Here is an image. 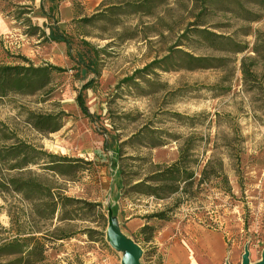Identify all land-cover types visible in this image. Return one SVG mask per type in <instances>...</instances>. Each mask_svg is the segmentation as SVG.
I'll list each match as a JSON object with an SVG mask.
<instances>
[{"label": "rangeland", "instance_id": "374dc122", "mask_svg": "<svg viewBox=\"0 0 264 264\" xmlns=\"http://www.w3.org/2000/svg\"><path fill=\"white\" fill-rule=\"evenodd\" d=\"M50 27L65 35L71 48L49 41ZM202 30L221 39L210 43ZM82 41L97 52L98 74L85 76L95 80L85 99L92 119L84 117L75 103L83 84L77 52L89 55ZM236 48L245 50L233 53ZM182 52L205 58L214 67L187 70ZM57 53L62 59L54 57ZM171 56L175 60L168 58L170 64H161L162 69L138 75L141 78L132 85L122 83L135 71ZM23 57L35 66L48 63L65 71L52 75L49 93L0 99L1 124L48 154L92 162L90 170L82 163L85 171L70 180L57 178V184L66 197L101 204L104 216L75 207L64 211L63 217L72 220L59 221L61 214H56L51 229L71 237L48 245L40 264H121L123 254L106 241L109 211L122 233L142 249L140 264L160 262L169 240L187 223L223 232L229 247L225 264H240L246 247L249 261H260L264 0H0V64H20ZM242 63L252 79L243 77ZM27 111L66 116L60 130L42 135L26 123ZM74 138L89 141L92 152L71 157L63 146ZM187 141L194 146L197 173L208 159L222 161L228 189L216 179L196 199L174 209L167 222L154 221L147 235L128 230L124 218L162 211L176 196L156 200L125 195L123 181L148 173L150 164L172 163ZM22 171L46 174L37 165ZM0 223L8 227L3 213Z\"/></svg>", "mask_w": 264, "mask_h": 264}, {"label": "trees", "instance_id": "16d2710c", "mask_svg": "<svg viewBox=\"0 0 264 264\" xmlns=\"http://www.w3.org/2000/svg\"><path fill=\"white\" fill-rule=\"evenodd\" d=\"M200 33L210 36V43H214L213 39H221V36H215L205 30ZM47 38L51 42L64 43L71 48L72 44L69 39L54 27L49 28ZM224 40L229 43V38H224ZM81 43L89 49V55L77 52V69L82 76L83 84L75 96V103L84 117L92 119L93 115L90 114L85 99L86 91L93 88L95 80L94 78L86 79L85 76L98 74L95 59L97 52L92 51L89 43L85 41ZM244 50L245 48H236L233 53H240ZM181 54L189 63L187 70L214 67L210 63L207 64L208 60L205 58L184 52ZM168 58L175 60L171 56L161 61H154L142 70L135 71L132 76L124 78L122 83L132 85L138 75H149L153 68L162 69L168 63ZM20 59L22 62L20 64H0V99L10 95L32 96L43 91L49 93L52 75L65 71L63 68L48 63L35 66L27 58ZM161 64L163 66H160ZM241 72L244 78L252 79L253 74L244 63L241 65ZM65 116L64 112L54 115L27 111L25 121L33 130L43 135L60 130L61 120ZM4 131H8L7 127L0 122V214H5L8 219V227L0 223V264H40L46 260L45 252L48 245L71 237L67 234H60L58 228L51 229V223L56 214L59 216L61 214L57 218L59 221L72 220L73 218L63 217L64 211L75 207L74 209L79 211L96 212L104 219L100 210L101 204L66 197L57 184V178L70 180L76 172L85 171L80 164L87 165L90 170L93 163L48 154L41 147L19 139L13 132ZM7 141L13 143L4 145L3 143ZM213 149H218L217 144H214ZM193 150L194 146L190 142H184L178 149L177 159L172 163L150 164L151 170L148 173L132 182L123 181L122 190L125 195L133 194L156 200H166L176 196L170 207L142 217L144 225L139 229L142 235H147L153 230L151 225L154 221L167 222L174 209L196 199L198 194L205 191V186L210 182L220 179L219 184L228 189L222 161L214 158L208 159L197 173V162L192 158ZM34 165L40 166L46 174L38 175L30 171H22ZM14 170L17 174H11ZM121 173L124 177V171ZM84 231L88 234L95 233L92 229ZM148 236H145V241L149 240Z\"/></svg>", "mask_w": 264, "mask_h": 264}, {"label": "crops", "instance_id": "0c3cea01", "mask_svg": "<svg viewBox=\"0 0 264 264\" xmlns=\"http://www.w3.org/2000/svg\"><path fill=\"white\" fill-rule=\"evenodd\" d=\"M56 47L58 50L61 49V45ZM54 57L62 59L58 53ZM81 139L82 141L75 139L76 141L73 140L63 146L73 154L71 157L82 158L86 152H92L93 147L89 141ZM141 218L142 215L124 218V225L128 230L135 232L144 225ZM117 224L119 226V222ZM228 254L229 247L223 232L196 223H187L181 233L169 240L167 247L164 248L163 258L157 264H225Z\"/></svg>", "mask_w": 264, "mask_h": 264}, {"label": "water", "instance_id": "95a60500", "mask_svg": "<svg viewBox=\"0 0 264 264\" xmlns=\"http://www.w3.org/2000/svg\"><path fill=\"white\" fill-rule=\"evenodd\" d=\"M106 241L115 251L122 252L121 264H140L142 249L131 238H128L121 232L117 222L112 218L110 211L107 221ZM240 264H264V252L262 253L260 261L251 263L246 247L242 254Z\"/></svg>", "mask_w": 264, "mask_h": 264}, {"label": "bare ground", "instance_id": "6f19581e", "mask_svg": "<svg viewBox=\"0 0 264 264\" xmlns=\"http://www.w3.org/2000/svg\"><path fill=\"white\" fill-rule=\"evenodd\" d=\"M122 253V252H121Z\"/></svg>", "mask_w": 264, "mask_h": 264}]
</instances>
